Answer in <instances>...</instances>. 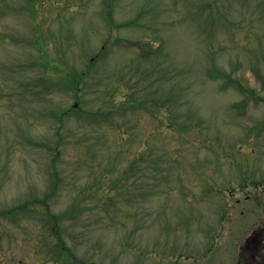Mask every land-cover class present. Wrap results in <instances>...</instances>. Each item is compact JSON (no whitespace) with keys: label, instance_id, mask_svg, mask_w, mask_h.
<instances>
[{"label":"rangeland","instance_id":"rangeland-1","mask_svg":"<svg viewBox=\"0 0 264 264\" xmlns=\"http://www.w3.org/2000/svg\"><path fill=\"white\" fill-rule=\"evenodd\" d=\"M262 88L264 0H0V264L236 251L264 215Z\"/></svg>","mask_w":264,"mask_h":264},{"label":"flooded vegetation","instance_id":"flooded-vegetation-1","mask_svg":"<svg viewBox=\"0 0 264 264\" xmlns=\"http://www.w3.org/2000/svg\"><path fill=\"white\" fill-rule=\"evenodd\" d=\"M243 198L250 199L251 193L243 191ZM242 199H238L240 202ZM233 203V204H236ZM233 206V205H232ZM235 208V207H234ZM233 209V208H232ZM254 210L249 207L248 212ZM243 212V210H242ZM264 215L258 222H254L245 233L244 238L238 243V249L228 253L226 257L214 255L210 264H264Z\"/></svg>","mask_w":264,"mask_h":264},{"label":"trees","instance_id":"trees-1","mask_svg":"<svg viewBox=\"0 0 264 264\" xmlns=\"http://www.w3.org/2000/svg\"><path fill=\"white\" fill-rule=\"evenodd\" d=\"M109 18H112L111 11H108ZM112 22V19L110 20ZM53 195V193L46 194L43 198H34L33 201H29L31 203L32 209H41L44 215L49 216V218L54 221V219L58 218V216L51 210V207L49 206L48 199ZM29 203L21 205L22 208L27 207ZM56 222V221H55Z\"/></svg>","mask_w":264,"mask_h":264}]
</instances>
